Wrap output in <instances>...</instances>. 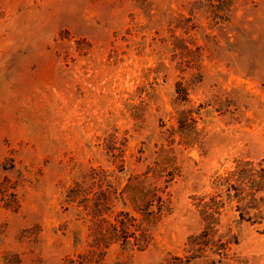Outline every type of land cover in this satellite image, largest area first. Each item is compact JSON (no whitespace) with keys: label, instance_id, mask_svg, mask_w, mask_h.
Listing matches in <instances>:
<instances>
[{"label":"rangeland","instance_id":"374dc122","mask_svg":"<svg viewBox=\"0 0 264 264\" xmlns=\"http://www.w3.org/2000/svg\"><path fill=\"white\" fill-rule=\"evenodd\" d=\"M263 176L264 0H0V264H264Z\"/></svg>","mask_w":264,"mask_h":264},{"label":"trees","instance_id":"16d2710c","mask_svg":"<svg viewBox=\"0 0 264 264\" xmlns=\"http://www.w3.org/2000/svg\"><path fill=\"white\" fill-rule=\"evenodd\" d=\"M264 178V176L262 177ZM161 207V206H160ZM162 208H158V211H161ZM218 221V219H215ZM216 221L214 222V219L212 221H208L205 227V230L201 233V237L198 238V240H194V245H199L203 248H206L209 243H213L212 238L214 237V231L216 226Z\"/></svg>","mask_w":264,"mask_h":264}]
</instances>
